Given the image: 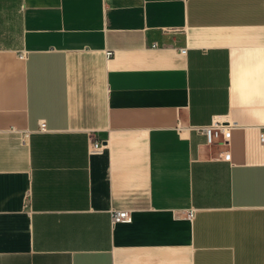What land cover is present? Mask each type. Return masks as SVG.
Segmentation results:
<instances>
[{
  "label": "crops",
  "instance_id": "1",
  "mask_svg": "<svg viewBox=\"0 0 264 264\" xmlns=\"http://www.w3.org/2000/svg\"><path fill=\"white\" fill-rule=\"evenodd\" d=\"M263 126L264 0H0V264H264Z\"/></svg>",
  "mask_w": 264,
  "mask_h": 264
},
{
  "label": "built area",
  "instance_id": "2",
  "mask_svg": "<svg viewBox=\"0 0 264 264\" xmlns=\"http://www.w3.org/2000/svg\"><path fill=\"white\" fill-rule=\"evenodd\" d=\"M181 52L184 54L186 53V49H182ZM112 52H107V57L112 56ZM21 57L23 55L21 54ZM225 125L221 121H214L211 126L205 127L202 130L206 133L209 141L212 140V135L216 131L224 132L225 131ZM41 128L44 129V124H41ZM260 141L264 144V126L261 129L260 133ZM103 148V144L101 142H94L91 144V151H99ZM132 221L131 213L127 210H116L112 213V222L113 224L116 223H129Z\"/></svg>",
  "mask_w": 264,
  "mask_h": 264
}]
</instances>
